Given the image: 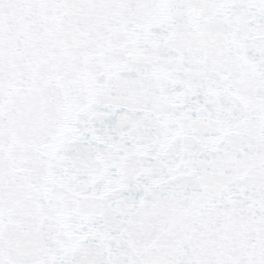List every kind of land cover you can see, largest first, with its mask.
<instances>
[{
  "label": "snow or ice",
  "instance_id": "6c2138e0",
  "mask_svg": "<svg viewBox=\"0 0 264 264\" xmlns=\"http://www.w3.org/2000/svg\"><path fill=\"white\" fill-rule=\"evenodd\" d=\"M0 264H264V0H0Z\"/></svg>",
  "mask_w": 264,
  "mask_h": 264
}]
</instances>
